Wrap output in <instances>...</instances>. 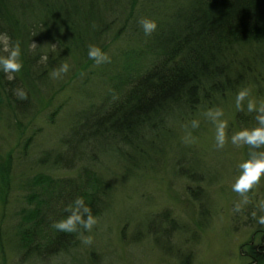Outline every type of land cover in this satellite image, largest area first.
<instances>
[{"label": "trees", "instance_id": "trees-1", "mask_svg": "<svg viewBox=\"0 0 264 264\" xmlns=\"http://www.w3.org/2000/svg\"><path fill=\"white\" fill-rule=\"evenodd\" d=\"M15 1L0 0V33L7 32L13 43L19 41L21 47L22 68L15 74L16 78L9 82L0 71V105L8 106L14 113L27 108L31 90L35 92L39 86H46L50 72L61 63L68 64L65 60L69 51L84 59L87 66L94 61L88 57L89 45L103 50L105 44L119 36L120 29L127 28L130 32L136 29L137 17L143 13L134 15L137 0ZM188 1L184 10H175L177 4L162 6L161 0L143 6L148 13L159 5L160 12L151 14L156 15V31L150 36L142 31V37L133 42L138 50L120 51L110 62L101 65L107 91L97 103L83 108L78 120L61 135L57 143L60 150L42 153L40 162L58 170L74 171L76 175L65 178L36 175L30 180V191L26 194L29 200L26 195L24 199L33 206L20 211L22 222L17 231V247L23 249V254L32 251L35 255L49 256L65 252L74 244L72 238L76 233L59 232L51 224L67 215L65 207L75 198L82 197L95 217L107 207L111 185L105 179L106 173L98 168L97 153L101 150L112 149L113 154L122 156L119 159L122 165L116 171L119 181L138 168L153 169L159 163L156 155L159 158L163 148L170 147L174 158L170 173L188 183L185 192L198 202V213L208 216L204 205L206 190L202 186L205 176L199 158L179 141L166 144L175 136V127L190 126L192 120H197L199 110L214 107L228 94L236 95L241 88L248 87L253 95H263L264 0ZM120 2L126 16L118 31H112L108 37L112 22L116 24L121 19L114 12ZM167 14L172 18L163 22ZM44 32L50 37L47 48L53 43L57 49L46 51L48 60L41 62L39 47ZM31 42L38 45L35 53L29 51ZM139 42L142 47H137ZM135 61L140 64L125 76L119 75L117 68L123 70ZM13 89H23L28 99L19 100ZM243 114L235 112L236 122L241 119L239 124L244 126L257 125L253 113ZM244 149L247 159L250 149L247 146ZM7 179L5 165L0 161V193L2 188L8 189ZM53 206L56 212L48 214ZM165 212L155 214L154 218L168 224L169 231L183 232L185 225L180 227ZM250 218L253 219L251 215ZM250 218L249 223L253 221ZM261 237V247L248 250L256 263L264 261V236ZM187 261L184 255L180 264Z\"/></svg>", "mask_w": 264, "mask_h": 264}, {"label": "rangeland", "instance_id": "rangeland-1", "mask_svg": "<svg viewBox=\"0 0 264 264\" xmlns=\"http://www.w3.org/2000/svg\"><path fill=\"white\" fill-rule=\"evenodd\" d=\"M158 1L137 0L134 15L143 12L140 14L141 19L145 17L154 20L156 15L151 14L160 12L159 5L148 10V13L144 11L146 7L143 6ZM187 1L161 0L162 6L165 4L171 7L172 4H177L175 10H184ZM114 12L119 13L121 19L116 24L112 22L108 37L112 36V31H118L117 28L126 16L121 2ZM171 14H167L163 22L172 18ZM140 15L137 17L139 20ZM130 19L132 17L127 19L128 22ZM134 27L136 29L131 32L127 28L124 31L120 29L119 36L105 44L102 51L111 59L114 54L121 53L120 51L138 50L133 42L142 37L143 30L138 22ZM40 38L41 57L46 51H51L53 43L47 48L46 41L50 38L47 32ZM137 47H142V44L139 42ZM78 59L75 52L69 51L65 62H68L71 69L57 79L58 82L51 78L50 73L53 71L50 72L45 81L48 83L47 87L39 86L35 92L31 90L29 104L22 113H19L18 109L16 113L10 112L8 106L0 105V161L5 165L9 180L8 189L2 188L0 193V264H180L184 255L188 258L187 264H264V261H253L248 251L258 247L261 236H264V227L250 218L253 210L258 211L256 205L264 201V177L248 194L251 207L246 206L240 213L233 212L234 203L242 198L232 190V185L240 174L238 165L246 160V155L245 146L232 145L230 137L244 128H252L239 124L242 123L241 119L236 122L234 114L238 110L235 107L236 95H232L234 93L228 94L227 100L225 97L212 107L222 108V119L228 123L226 133L229 142L223 149L216 148L215 125L203 115L208 109L199 110L195 117L199 121V127L196 129L175 125L176 134L166 144L179 141L189 146L199 158L205 176L206 185L203 183L202 186L206 190L204 205L208 216L203 217V214L198 213V202L192 200L185 192V185L188 183L170 173L169 166L174 160L170 147L165 146L159 158L156 155L159 163L153 169L148 166L144 169L138 168L131 174L124 175L125 178L119 181L116 171L122 165L119 160L122 156L113 154L112 149L101 150L97 153L98 168L106 173L105 179L111 185V191L107 197V207L100 210L96 216L98 224L91 233L84 232V235L93 236V243L83 244L76 234L72 238L74 244L65 252L43 257L35 255L32 251L23 254V249L17 247V231L20 230L18 224L22 222L20 211L31 209L33 206L27 202L29 198L26 195L30 191V180L36 175L54 178L76 175L74 171L58 170L40 162L42 153L50 149L60 150L61 147L57 143L61 135L78 120L77 116L83 108L97 103L107 91L101 69L104 63L97 65L93 61L86 66L84 59ZM77 62L81 64L76 65ZM138 64L140 63L135 61L123 70L121 67L117 68L119 75L125 76ZM60 66H57V69ZM71 74L78 76L73 78ZM83 77L84 81L81 80ZM251 98L259 105L264 102V91L261 97L251 92ZM242 112L243 115L247 113L246 103ZM253 114L255 117L256 113ZM187 131H191L195 138L194 143L183 142ZM25 195L27 200L24 199ZM48 210V214L56 212L54 206ZM160 212L176 219L180 227L185 225L184 230H181L183 232H179V229L176 233L169 231L168 224L155 219L154 215ZM248 217L253 220L251 223ZM28 226L29 224L24 227ZM81 231L83 232L82 229Z\"/></svg>", "mask_w": 264, "mask_h": 264}, {"label": "clouds", "instance_id": "clouds-1", "mask_svg": "<svg viewBox=\"0 0 264 264\" xmlns=\"http://www.w3.org/2000/svg\"><path fill=\"white\" fill-rule=\"evenodd\" d=\"M138 23L146 36H150L157 29V23L150 18H142ZM37 46L35 42H31L29 51L35 53ZM56 49L57 46L52 44L51 51L55 52ZM0 53L4 54L0 55V71L5 74L7 81L11 82L16 78L15 74L20 72L22 68L19 41L13 43L7 32L0 33ZM88 57L94 60L97 65L110 62V57L95 45H89ZM40 59L41 62H46L48 56L46 54L42 55ZM68 71L69 65L64 63L50 75L53 80H57ZM13 94L19 100L28 99L27 93L23 89H13ZM116 98L114 95L113 99ZM245 103L248 113H256L255 120L257 125L250 129L244 128L243 130L237 131L230 137L232 145L236 147L247 146L250 149L248 158L238 165L240 174L232 185V190L242 198L240 201L234 203V213L242 212L251 203L248 194L260 184L262 177H264V150H259L264 149V102H260L257 105V102L251 98V89L244 87L235 96L236 109L238 111H244ZM203 115L215 125L216 148L223 149L229 142L226 133L228 123L222 119L224 116L223 109L219 107L209 108ZM198 127L199 121L192 120L190 122L191 129ZM185 128H189V125L186 124ZM183 142L186 144L195 142L191 131L186 132ZM256 208L258 211L253 210L250 215L256 220L259 226L264 227V201H260L256 205ZM65 212L67 215L64 218L53 221L51 227L63 233H76L83 244L91 245L94 239L93 236L84 235V232L91 233L93 228L98 224V219L93 215L91 208L87 206L84 199L82 197L75 198L65 207Z\"/></svg>", "mask_w": 264, "mask_h": 264}, {"label": "flooded vegetation", "instance_id": "flooded-vegetation-1", "mask_svg": "<svg viewBox=\"0 0 264 264\" xmlns=\"http://www.w3.org/2000/svg\"><path fill=\"white\" fill-rule=\"evenodd\" d=\"M262 245V244H261ZM261 245H258V247H261Z\"/></svg>", "mask_w": 264, "mask_h": 264}]
</instances>
